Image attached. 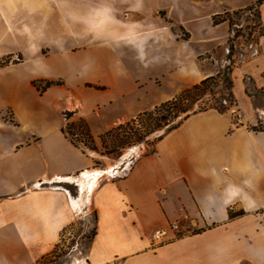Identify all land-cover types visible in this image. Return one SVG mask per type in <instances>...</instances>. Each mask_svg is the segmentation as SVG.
Here are the masks:
<instances>
[{"label": "crops", "instance_id": "crops-1", "mask_svg": "<svg viewBox=\"0 0 264 264\" xmlns=\"http://www.w3.org/2000/svg\"><path fill=\"white\" fill-rule=\"evenodd\" d=\"M58 2L71 23L99 36L134 33L133 21L114 12L121 4ZM2 5L0 0L1 24L6 29L21 27L23 11L11 9L8 20ZM259 12L264 27V2ZM110 24L126 29L115 33ZM29 43L35 45L33 40ZM237 46L238 39L231 56L233 105L224 112L207 109L189 115L117 176L110 175V171L117 172L113 168L93 169L91 153L82 152L65 137L58 121L51 138L24 135L25 141L11 149V140L23 135L13 134L0 118V264H35L55 249L62 231L79 211L68 191L51 183L93 170L99 174L87 189L78 184L81 204L90 191L87 207L94 217L86 264H264V128L245 83L247 79L264 98V34L247 44L251 49L248 59ZM254 48L257 53L252 55ZM0 72L9 70L0 67ZM214 73L199 67L192 84ZM31 81L29 87L39 99L49 92L48 87L38 95ZM57 95H53L52 107ZM22 106L26 105L0 97V110L11 108L16 120ZM33 106L40 115L41 106ZM140 111H123L114 123ZM233 111L241 113L238 125L233 122ZM16 153H34L35 159L21 168L11 166ZM103 174L107 177L100 179ZM174 219L189 230L174 238L169 233V241L153 247L152 231Z\"/></svg>", "mask_w": 264, "mask_h": 264}, {"label": "rangeland", "instance_id": "rangeland-1", "mask_svg": "<svg viewBox=\"0 0 264 264\" xmlns=\"http://www.w3.org/2000/svg\"><path fill=\"white\" fill-rule=\"evenodd\" d=\"M2 1L4 17L9 20L11 9H21L24 23L6 29L0 22V51L10 53L0 55V67L9 70L0 72V97L26 105L20 107L18 121L11 108L0 110V118L10 125V131L23 135L11 140V149L25 141L24 135L46 134L51 138L56 133V122L66 126L69 116L88 128L89 139L76 127L72 130L78 148L91 153V167L113 168L117 170L110 171L113 176L122 174L138 155L149 152L164 130L151 132L138 142H103L100 136L117 125L114 122L123 111L148 110L171 98L197 81L199 67L221 70L227 64L225 49L236 39L239 52L243 51L244 59H248L251 49L247 44L264 34L261 15L255 8L249 10L255 0H93L121 4L114 12L134 25L133 34H124L126 26L110 24L117 29H113L115 33L123 30L122 37L99 36L96 31L71 23L58 0ZM30 40L35 45H30ZM29 80L38 95L48 87L49 92L39 99L29 87ZM245 83L264 128V98L247 79ZM55 93L58 98L52 107ZM218 96L204 95L192 109L215 103ZM224 96L235 101L234 95ZM34 104L41 106L43 119L32 109ZM107 149L112 152L106 153ZM14 157L11 166L21 168L24 162L34 161L35 154L16 153ZM104 177L107 175L100 179ZM51 185L66 189L73 198L80 195L77 178L52 181ZM89 195L90 191L77 217L62 231L55 249L35 264H86L94 233L93 213L87 207Z\"/></svg>", "mask_w": 264, "mask_h": 264}, {"label": "trees", "instance_id": "trees-1", "mask_svg": "<svg viewBox=\"0 0 264 264\" xmlns=\"http://www.w3.org/2000/svg\"><path fill=\"white\" fill-rule=\"evenodd\" d=\"M264 0H255L250 6L256 9L258 15L259 5ZM234 52L233 44H228V52L226 55L227 64L216 73L206 76L198 82L178 91L174 96L166 99L151 109L138 112L129 120L119 123L114 127L104 131L100 136L103 142L112 143L115 139L121 142L142 141L147 134L162 129L164 130L155 138L158 139L161 135L172 128L178 126L185 118L196 112L207 109H215L219 112L228 110L233 103L229 98L233 97V81L231 77L232 72V54ZM219 93V96L214 99L215 103H209L207 106H199L197 109H192L193 105L198 102L204 95H212ZM77 128L80 133L90 138L88 128L82 122L71 121L66 126L61 127V132L67 137L75 146L77 138L74 140L75 133L73 128ZM116 142V141H115ZM78 147V146H77ZM112 150V149H111ZM110 149L106 153L112 152Z\"/></svg>", "mask_w": 264, "mask_h": 264}, {"label": "built area", "instance_id": "built-area-1", "mask_svg": "<svg viewBox=\"0 0 264 264\" xmlns=\"http://www.w3.org/2000/svg\"><path fill=\"white\" fill-rule=\"evenodd\" d=\"M257 53V49L254 48L251 51L252 55ZM233 122L235 125L240 123L241 113L239 111H233L232 113ZM188 231L187 227H184L179 220L174 219L168 223L167 226L154 229L151 234V245L158 246L169 241V233H173V238L176 236H180Z\"/></svg>", "mask_w": 264, "mask_h": 264}, {"label": "bare ground", "instance_id": "bare-ground-1", "mask_svg": "<svg viewBox=\"0 0 264 264\" xmlns=\"http://www.w3.org/2000/svg\"><path fill=\"white\" fill-rule=\"evenodd\" d=\"M99 171L93 170L92 172H88V171H83L82 174L80 176H77V182L80 185L81 188L85 187L86 189L88 188V185H90V181H92L91 179H95L97 177V175ZM73 177H67L65 179H72ZM81 197L78 198H74L71 200L72 204L74 205V207L77 209V211H80V204H81Z\"/></svg>", "mask_w": 264, "mask_h": 264}]
</instances>
